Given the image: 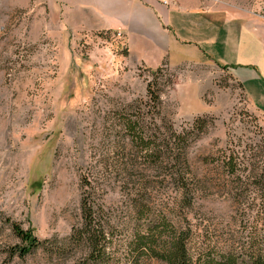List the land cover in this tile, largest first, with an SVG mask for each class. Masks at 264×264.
<instances>
[{
    "label": "rangeland",
    "instance_id": "1",
    "mask_svg": "<svg viewBox=\"0 0 264 264\" xmlns=\"http://www.w3.org/2000/svg\"><path fill=\"white\" fill-rule=\"evenodd\" d=\"M199 3L245 15L264 29V0ZM127 55L126 42L114 32L63 34L39 0H0V264L83 263L80 251L62 254L51 247L81 222L85 177L115 234L109 264H130L132 199L139 191L163 215L176 209L185 225L186 216L202 244L225 248L256 236L264 246L261 189L251 186L248 200H237V184L224 165L234 156L244 176H260L264 114L216 62L154 69L131 64ZM150 83L161 97V116ZM138 116L160 140L174 131L191 133L190 207L182 206L168 166L149 162L132 140L125 123ZM8 218L49 243L10 258L6 250L22 241Z\"/></svg>",
    "mask_w": 264,
    "mask_h": 264
},
{
    "label": "crops",
    "instance_id": "2",
    "mask_svg": "<svg viewBox=\"0 0 264 264\" xmlns=\"http://www.w3.org/2000/svg\"><path fill=\"white\" fill-rule=\"evenodd\" d=\"M63 34L114 32L127 60L149 68L208 61L229 69L264 114V29L245 15L199 0H39ZM40 6V5H39Z\"/></svg>",
    "mask_w": 264,
    "mask_h": 264
},
{
    "label": "trees",
    "instance_id": "3",
    "mask_svg": "<svg viewBox=\"0 0 264 264\" xmlns=\"http://www.w3.org/2000/svg\"><path fill=\"white\" fill-rule=\"evenodd\" d=\"M149 94L157 115L161 116L159 111L161 97L153 91L151 83ZM195 123V127L200 130L205 126L202 119ZM125 124L132 140L140 146L143 157L149 162L168 166L170 177L182 192V206L190 207L193 188L189 178L186 149L190 144L191 133L185 135L174 131L160 140L153 132H147L143 116H138L135 120L127 119ZM224 165L237 184L235 196L237 200L247 201L251 186H255L261 189L264 204V166L260 176L252 181L249 176H244V169L238 158L232 156ZM82 186L84 189L80 205L81 222L73 227L70 236L61 245H53L51 248L62 254L80 251L83 255L82 264H109L113 259L115 234L111 231L110 222L104 217L101 206L96 202L95 194L90 188L91 183L86 177ZM136 196L132 199L135 229L128 244L130 264H145L146 259H156L167 264H264V246L260 238L254 236L250 241L233 243L225 248L202 244L196 240L194 227L186 216L184 218L182 216V219L186 220V225L181 223L180 219H176L181 212L171 209L174 215L169 213L168 217L154 209L140 191ZM256 198L253 197L252 204ZM245 208H250V205ZM243 210L245 215L246 209ZM7 221L13 233L22 241V244H16L6 250L10 258L17 255L25 257L35 250L45 248L49 243L48 240L38 238L32 229H26L10 218Z\"/></svg>",
    "mask_w": 264,
    "mask_h": 264
},
{
    "label": "built area",
    "instance_id": "4",
    "mask_svg": "<svg viewBox=\"0 0 264 264\" xmlns=\"http://www.w3.org/2000/svg\"><path fill=\"white\" fill-rule=\"evenodd\" d=\"M163 2L167 3V0H162Z\"/></svg>",
    "mask_w": 264,
    "mask_h": 264
}]
</instances>
